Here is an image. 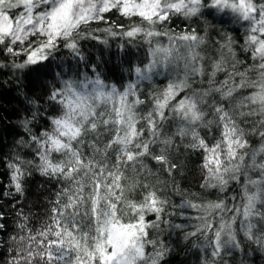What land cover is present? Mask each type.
Masks as SVG:
<instances>
[{
	"label": "clouds",
	"instance_id": "9594fccd",
	"mask_svg": "<svg viewBox=\"0 0 264 264\" xmlns=\"http://www.w3.org/2000/svg\"><path fill=\"white\" fill-rule=\"evenodd\" d=\"M159 7L165 20L153 17L132 21L126 17L141 32L130 40L120 36L143 49L130 69L135 80L123 88L137 85L133 99L140 101L134 109L137 135L127 146L133 159L127 161L123 150L116 153L126 162L121 165L124 200L140 205L149 194L157 200L159 212L146 208L143 213L145 217L155 216L150 229L151 240L157 243L147 247L151 255L159 254L157 264L168 251L161 236L174 227L169 219L172 215L195 221L175 224L179 226L175 228L190 229L184 231V240L197 238L200 244L194 242L193 246L207 250L201 264H228L226 258L233 252L243 256L241 237L264 255V101L259 99L264 95V58L248 44L264 28V0H243V5L241 0H159ZM174 19L185 27L179 31L170 28ZM145 32L158 35L146 37ZM161 46L172 49L167 59L153 56V50ZM241 52L251 63L241 57ZM149 64L153 65L151 71L138 76L136 70L145 72ZM169 85L174 86L175 95L168 96L161 106L158 101ZM111 86L121 90L116 84L109 85L108 90ZM145 90L146 99L140 95ZM107 107L111 110V103ZM102 127L101 142L109 135L107 126ZM96 134L84 138L82 151L86 146L92 150ZM40 163L36 167L44 175ZM233 183L242 199L230 204L229 196L236 200L229 193ZM15 192L22 194L16 188ZM249 196L254 199L245 214ZM124 212L127 214V207ZM213 223L216 227L210 229ZM27 235L12 238L17 256L10 264H25V258L28 264H36V257L28 258ZM31 250L36 252L37 245H31ZM236 264L244 262L237 260Z\"/></svg>",
	"mask_w": 264,
	"mask_h": 264
},
{
	"label": "snow or ice",
	"instance_id": "6c2138e0",
	"mask_svg": "<svg viewBox=\"0 0 264 264\" xmlns=\"http://www.w3.org/2000/svg\"><path fill=\"white\" fill-rule=\"evenodd\" d=\"M113 10L132 21L153 17L165 20L159 0H0V54L23 55V62L13 63L12 67L31 66L32 71L38 72L61 47L83 59L80 42L99 40L95 32L124 36L129 40L141 32L135 24L108 20ZM106 20L107 27H91L94 21ZM144 35L158 34L145 32ZM102 43L107 44V39ZM248 44L264 58V28L258 36L254 34ZM171 54L170 47L153 50L154 57L167 59ZM152 66L149 64L145 72L137 69L138 76H146ZM0 67L4 65L0 64ZM136 87L129 84L126 89L118 91L111 86L108 90L99 75L95 79L87 76L83 80L65 79L59 86H52L48 99L58 105V114L50 118V131L42 132L39 137L33 135L31 139L40 146V171L62 178L66 186L56 194L49 222L35 235L31 231L27 235L28 258L36 257V264H40L41 256L43 264H157L159 254L151 255L147 247L157 243L150 238L153 220H146L143 214L146 208L159 212L157 200L153 194L145 197L140 205L124 200L125 177L121 165L126 162L116 154L123 150L127 161L133 159L127 146L137 135L134 109L140 101L133 99ZM172 95H175V88L169 85L158 102L163 106L167 103L166 98ZM259 99L264 101V95ZM109 103L111 110L107 107ZM23 123L27 131L29 121ZM102 126H107L109 131L103 142L98 138L104 132ZM93 133L97 134L92 137V150L86 154L80 145ZM54 154H58L55 160ZM25 163L31 162L18 159V163L9 164L13 169L11 181L17 192L23 191L21 179ZM253 199V196L248 197L249 207L245 214ZM3 227L0 224V229ZM19 227L23 230L26 225L22 223ZM215 227V223L209 226L210 229ZM216 237L219 240V233ZM31 245H37L36 252L31 250ZM25 264H28L27 258Z\"/></svg>",
	"mask_w": 264,
	"mask_h": 264
},
{
	"label": "trees",
	"instance_id": "16d2710c",
	"mask_svg": "<svg viewBox=\"0 0 264 264\" xmlns=\"http://www.w3.org/2000/svg\"><path fill=\"white\" fill-rule=\"evenodd\" d=\"M107 19L122 24L129 23L128 18H122L115 10ZM107 26V20L94 21L91 24L94 29ZM169 27L179 31L185 27V24L174 19ZM235 31L238 43L242 44L243 38L239 34V29ZM229 32H232V29H229ZM94 35L99 36L100 39L80 42L83 59L61 47L47 62V66L38 72L32 71L31 66L24 69L12 67L13 63L23 62L25 59L23 55L13 57L6 52L0 54V64L4 65L0 67V224L4 225L0 229V264H10V261L17 256L11 243L13 237L26 235L29 231L35 235L49 222L51 209L57 198L56 194L66 186L58 177L39 173L36 167L40 163L37 144L31 139L33 135L39 137L42 132L50 131V118L58 114V105L48 99L52 86H59L60 81L65 79L83 80L86 76L95 79L99 75L106 86L116 84L122 90L127 83L136 78L130 69L137 55H143V49H138L135 42L129 44L127 39L120 36H106L102 32H95ZM104 39H107V44L102 43ZM240 55L247 63H251L243 52ZM141 93L146 99V90ZM26 120L29 121L27 131L23 123ZM84 151L86 154L91 153V149L87 146ZM17 158L19 161H31L23 165L22 194L15 192L11 181L13 169L9 168V164L18 163ZM57 158L58 154H54L53 160ZM243 179L241 177V183ZM186 184L187 180H185ZM229 193L236 197L233 201L229 196L230 204L238 203L242 199L240 189L235 183L229 189ZM174 200L179 203L178 198L174 197ZM181 209H184L182 204ZM169 219L173 225L195 223L178 215H172ZM146 220H155V216L150 214ZM22 223L26 225L23 230L19 227ZM185 230L175 227L165 230L161 239L168 251L161 264H201L202 258L206 257V249L202 251L200 247L193 246L194 242L200 244L197 238L184 240ZM149 232L150 238H153V230L149 229ZM241 243L244 247L243 256L233 252L226 258L228 264H236L237 260H241L244 264H264V255L256 246L244 243L243 237ZM148 250L151 251L150 248ZM249 251L252 253L251 256L248 255Z\"/></svg>",
	"mask_w": 264,
	"mask_h": 264
}]
</instances>
